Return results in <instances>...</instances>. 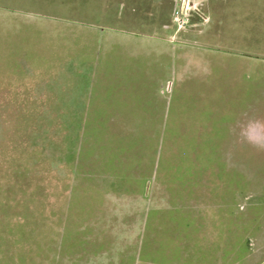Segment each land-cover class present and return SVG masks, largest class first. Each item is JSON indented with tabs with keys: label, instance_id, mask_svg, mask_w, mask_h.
Returning a JSON list of instances; mask_svg holds the SVG:
<instances>
[{
	"label": "crops",
	"instance_id": "0c3cea01",
	"mask_svg": "<svg viewBox=\"0 0 264 264\" xmlns=\"http://www.w3.org/2000/svg\"><path fill=\"white\" fill-rule=\"evenodd\" d=\"M158 3L117 4L109 26H84L94 36L62 43L63 52L53 42L31 48L35 41L22 40V27H3L0 95L29 86L31 95L58 105L66 206L87 227L70 236V247L84 251H0V264H251L257 255L264 264V251H250L248 237L236 232L247 207L264 215L262 201L247 202L246 174L202 169L195 151L251 143L255 160H264V0H207L208 21L196 15L180 31L165 26L171 10L156 11ZM40 47L53 54L31 57L27 67L24 56ZM215 57L236 58L243 74H254L249 107L240 90L237 101L223 95L225 105L183 103L184 95L202 94L193 85L210 79ZM263 175L256 176L261 191ZM124 224L138 225V233L119 249L118 240L129 239L121 237Z\"/></svg>",
	"mask_w": 264,
	"mask_h": 264
},
{
	"label": "rangeland",
	"instance_id": "374dc122",
	"mask_svg": "<svg viewBox=\"0 0 264 264\" xmlns=\"http://www.w3.org/2000/svg\"><path fill=\"white\" fill-rule=\"evenodd\" d=\"M148 1L151 4V0ZM177 1L158 0L156 11L171 10V21L165 26L171 24L177 31L186 29L196 15L201 16L204 22L208 21L204 11L207 0H186L193 10L188 23L178 29L173 20ZM125 3L138 8L142 0H0V41L4 26L17 25L22 27V40L35 41L31 43V48L36 46V41L40 44L53 42L58 43V51L63 52L62 43L78 45L82 37L94 36L84 31V26H109L112 22L110 9L113 11L117 4L125 7ZM153 6L150 5L151 8ZM151 20H155L154 15ZM41 48H33L35 52L32 56H24L27 67H30L31 57L39 58L49 51ZM213 59L215 66L210 79L193 85L202 94L191 99L184 95L183 103L192 105L211 98L216 104L220 99L225 105L222 101L226 96L223 95H230L237 101L240 91H244L242 105L249 107L253 97L254 74H249L248 70L247 74H243L245 65L236 58ZM19 92L16 96L0 95V251L8 254L13 251H84L70 247L73 243L71 233L84 232L87 225L75 223L76 219L66 206L71 193L68 180L64 181L62 168V112L54 110L58 105L53 104L55 102L49 104L48 96L31 95L29 86ZM253 114L251 119H254ZM222 145L227 166L241 168L246 174L248 204L261 201L264 204V191L256 182L258 173H264V160H255L254 144ZM242 151L246 159L239 160L238 153ZM262 184L264 187V175ZM138 211H143V208H138ZM241 218L237 236L241 239L248 237L250 251H264L263 208L249 206ZM133 226L120 225L129 229L121 237L128 235L129 239L118 240L119 249L133 242L131 238L138 233V225L136 230H132ZM76 236L74 241L78 242L80 235ZM240 251H247V245L242 244ZM260 257H252L251 264H257Z\"/></svg>",
	"mask_w": 264,
	"mask_h": 264
},
{
	"label": "trees",
	"instance_id": "16d2710c",
	"mask_svg": "<svg viewBox=\"0 0 264 264\" xmlns=\"http://www.w3.org/2000/svg\"><path fill=\"white\" fill-rule=\"evenodd\" d=\"M196 146L197 150L195 149V151L198 152L200 168L205 169L213 165L220 173L224 172L227 163L222 156V144H199Z\"/></svg>",
	"mask_w": 264,
	"mask_h": 264
},
{
	"label": "built area",
	"instance_id": "2783aa9c",
	"mask_svg": "<svg viewBox=\"0 0 264 264\" xmlns=\"http://www.w3.org/2000/svg\"><path fill=\"white\" fill-rule=\"evenodd\" d=\"M177 3L178 4L174 11L173 20L178 29H181L188 23L191 11L193 9L189 7V3L186 0H178Z\"/></svg>",
	"mask_w": 264,
	"mask_h": 264
}]
</instances>
